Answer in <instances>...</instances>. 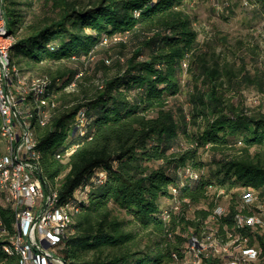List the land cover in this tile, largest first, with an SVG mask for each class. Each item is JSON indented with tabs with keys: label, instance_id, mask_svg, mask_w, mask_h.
I'll return each mask as SVG.
<instances>
[{
	"label": "trees",
	"instance_id": "16d2710c",
	"mask_svg": "<svg viewBox=\"0 0 264 264\" xmlns=\"http://www.w3.org/2000/svg\"><path fill=\"white\" fill-rule=\"evenodd\" d=\"M34 5L4 0L12 60L25 73L41 68L42 99L55 103L37 133L46 183L72 216L59 245L66 263L189 264V237L212 232L234 239L238 255L259 247L264 261V232L236 219L250 211L243 192L264 196V108L243 94L250 85L264 94V68L223 64L200 42L186 0ZM185 83L188 106L178 96ZM237 187L218 214L220 191ZM0 218V264H19L9 240L16 216L3 200ZM202 255L203 264L229 262Z\"/></svg>",
	"mask_w": 264,
	"mask_h": 264
},
{
	"label": "bare ground",
	"instance_id": "6f19581e",
	"mask_svg": "<svg viewBox=\"0 0 264 264\" xmlns=\"http://www.w3.org/2000/svg\"><path fill=\"white\" fill-rule=\"evenodd\" d=\"M2 36L10 39L5 42L4 59H3V72L5 78H9V86L13 89V93H17L21 97L22 102H26L28 108L29 121L28 132L29 136H34L31 142V156L32 164L35 166L37 174L41 178L43 184L46 185L47 199L50 201V210L58 211L61 208V215L63 221L66 222V226H55V233L58 236L60 242L66 236L68 227L72 222V216L69 212L70 209L66 205L59 203V190L55 187L47 185L46 178L43 175V150L39 146V137L37 133L36 124L47 125L52 109L55 103H52L49 107L46 106L42 99V93L48 88V78L46 76L30 77L21 70L16 63L12 60V46L15 42V35L10 33L8 21L3 25ZM72 83L69 87H73ZM84 120V119H83ZM16 140L12 135V129H3L0 127V161H6L9 166L11 174L4 175L0 169V200L7 202L11 205L16 216V231L10 236V248L19 255V264L26 262V254L22 251V242L25 230V223L19 221L18 199L16 197V185L15 181L23 180L22 163H20V156L15 152ZM71 153V152H69ZM59 157L63 155L58 153ZM254 192V193H253ZM260 195L256 190H247L242 194V200L244 206H247L250 211L243 213V211L236 214L238 225H248L259 227L264 232V203L260 200ZM256 201V202H255ZM73 206V205H71ZM70 208V207H69ZM226 208L220 206L216 212L223 214ZM0 227L3 225V221L0 218ZM6 229L1 230L2 234ZM204 236L200 237L196 234L189 237L188 242V255L193 254V261L191 264H203V255H208L209 252L215 256L229 258L228 264H249L256 261L258 264H264V261H259L261 250L256 246H243L240 248L241 255L239 256L236 250V243L233 244L230 241H224L220 236H217L209 243L204 242ZM240 240V238H239ZM238 240V243H239ZM199 244V245H198ZM240 244V243H239ZM248 244V243H247ZM201 245V246H200ZM234 245V246H233ZM245 245V244H243ZM242 246V245H241ZM210 247V251L207 249ZM207 258V257H206ZM261 258V257H260ZM264 260V259H263ZM63 263H66L63 258ZM227 263V262H226ZM256 264V263H254Z\"/></svg>",
	"mask_w": 264,
	"mask_h": 264
},
{
	"label": "built area",
	"instance_id": "2783aa9c",
	"mask_svg": "<svg viewBox=\"0 0 264 264\" xmlns=\"http://www.w3.org/2000/svg\"><path fill=\"white\" fill-rule=\"evenodd\" d=\"M6 22L4 0H0V127L2 131L12 129L16 140L15 152L19 154L22 163L23 180L15 181L14 184L19 221L25 223L22 242V251L26 254L24 264H67L63 263V257L59 253L61 242L55 233V226H66V222L63 221L61 208L58 211L50 210L51 200L47 199L46 185L42 183L32 164L31 142L34 136H29L28 132L29 114L26 102H22L17 93H13L9 78L4 76L5 42L14 39L2 36V28ZM71 151L72 149L67 154ZM0 169L4 175L11 174L6 161H0Z\"/></svg>",
	"mask_w": 264,
	"mask_h": 264
},
{
	"label": "rangeland",
	"instance_id": "374dc122",
	"mask_svg": "<svg viewBox=\"0 0 264 264\" xmlns=\"http://www.w3.org/2000/svg\"><path fill=\"white\" fill-rule=\"evenodd\" d=\"M36 11L39 10L40 0H35ZM186 7L194 17L195 26L199 29V40L206 48L215 50L220 54V60L224 64L230 62L236 68L245 63L252 71L255 67L264 68V8L254 1L248 0H186ZM23 8H25L23 6ZM32 16L29 14V18ZM13 29V24L9 25V30ZM52 68L57 64L51 63ZM41 68L33 69L32 73L39 72ZM25 73V72H24ZM30 77H37L31 73H25ZM189 72L185 73V82L189 79ZM70 89L73 87H69ZM187 83L182 86V92L179 93V100L188 106ZM243 94L249 105L257 107L262 105L264 108V94L260 93L253 86L243 88ZM232 100H238V95L234 90L229 93ZM38 128V124H36ZM203 158L209 155L203 153ZM244 191L242 188H234L231 192L220 191L223 194L221 204L224 208L226 203L232 197V192ZM244 193V192H243ZM264 203V196H260ZM256 202V201H255ZM216 209V210H217ZM204 242L209 243L218 235L205 233ZM233 240H230L232 243ZM210 251V247L207 249ZM193 254H189L186 263L191 264Z\"/></svg>",
	"mask_w": 264,
	"mask_h": 264
}]
</instances>
